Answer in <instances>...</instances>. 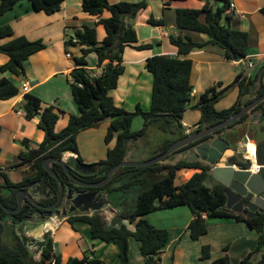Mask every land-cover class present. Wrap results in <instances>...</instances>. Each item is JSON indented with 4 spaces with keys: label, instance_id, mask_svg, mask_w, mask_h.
Returning <instances> with one entry per match:
<instances>
[{
    "label": "trees",
    "instance_id": "trees-1",
    "mask_svg": "<svg viewBox=\"0 0 264 264\" xmlns=\"http://www.w3.org/2000/svg\"><path fill=\"white\" fill-rule=\"evenodd\" d=\"M22 0H2L0 15H3ZM33 9L52 14L63 8L65 0H29ZM174 0H164L163 14L160 19L149 17L152 25L168 23L167 10ZM217 2V5L214 4ZM148 6V0L137 2L121 1L111 3L110 0H84L83 9L100 18V23L107 28V36L103 41L98 39L96 26L85 25L75 31L70 44H81L82 54L76 57L78 67L72 72V90L77 100L81 114H73L67 127L57 130V124L61 113L55 105H48L38 95L27 92L21 108L26 112L28 119H40L39 126L45 131V138L37 148L31 147L30 139L23 140L24 150L20 153L22 164H29L33 175H28L22 182H14L9 173L2 170L0 176H4L13 193L0 198V219L9 214L3 204L15 207L18 204L17 191L28 182L42 179L47 188L54 192L60 189L59 180L54 177L44 166L48 157L63 158L65 150H74L79 153L77 135L81 130L95 127L106 119H110V126L106 135L107 143L115 138L116 145L110 148L108 157L93 163L96 173L84 177L90 181H101L110 170L121 163L126 157V140L145 138V143L152 144L154 156L164 153L169 146L177 140L186 137L182 119L192 100L194 86L191 82L193 61L182 58L195 49L206 48L211 45L219 46L223 54L230 60L248 58V33L234 29L225 24V20L231 19L227 12L230 8V0H207L199 8L179 7L174 10V24L184 34L171 35V43L178 47L180 55H153L147 60V68L154 75L152 89L151 108L144 111L140 105L134 112L125 107L118 106L110 91L120 84L122 75L126 71L125 51L131 46L139 50L149 49L153 46L150 42H139L137 31L131 20L138 12ZM217 7V10L215 8ZM110 15L106 16L105 13ZM264 13V8H262ZM192 32L208 35L206 41L196 40ZM10 38L9 41L0 44V50L9 55V61L0 66V71H11L18 75L26 73L25 62L31 55L46 47L43 39L31 40L25 35L16 36L12 24L0 26V40ZM76 39V40H75ZM97 52L100 59L102 73L96 75L97 70L89 68L88 55ZM110 54V59L108 55ZM241 71L235 80L222 89L218 85L209 87L202 93L196 107L201 111L199 126L201 130L217 124L233 115L240 106L237 102L244 94L251 93L255 84L254 76L247 81ZM261 73V74H260ZM264 76V67L260 71ZM234 86L239 87V97L230 107L217 109L216 103ZM263 90V88L261 89ZM23 93V89L17 86L15 81L8 77L0 78V100L14 99ZM141 115L144 119L143 127L133 129L134 117ZM238 123L230 124L231 127ZM257 160L264 164V134L258 139ZM84 162V158L79 155ZM239 161L242 166H249V160ZM184 168H197L189 179L177 183L178 173ZM55 170L61 176L65 184H70V176L63 165L57 163ZM214 180L210 173V167L199 161L189 162L181 160L175 164L161 161L150 166L122 167L113 176L111 182L103 186L101 190L131 192L134 187L140 186L134 208L126 204L122 208V217L125 221L119 226L108 224L100 211L90 213H77L71 215L70 222L84 221L92 226L94 239H103L108 242H116L120 246V256L125 264H132L129 247L130 238L134 237L141 243V253L145 264H157L161 258V251L169 240V231L153 225L144 216L156 210L189 206L195 213L190 221L188 229L193 239H198L208 232L209 218H235L245 221L258 232V245L239 263H233L227 254L214 259L211 264H264V213L248 217L244 213H237L226 208V187L215 182L212 186L206 183L207 179ZM2 186V183L0 182ZM124 200L126 195L119 197ZM204 214L206 217H204ZM0 220V264H108L103 261L95 250H90L84 257H71L67 262L62 255L54 254V239L51 237L42 251L40 259H37L24 243L19 241L14 246L8 245L3 238V223ZM128 221V224L126 223ZM134 224V229L130 228ZM227 247H225V250ZM211 246L202 247V257H211Z\"/></svg>",
    "mask_w": 264,
    "mask_h": 264
},
{
    "label": "crops",
    "instance_id": "crops-1",
    "mask_svg": "<svg viewBox=\"0 0 264 264\" xmlns=\"http://www.w3.org/2000/svg\"><path fill=\"white\" fill-rule=\"evenodd\" d=\"M0 0V5H1ZM121 1L137 2L140 0H110L111 3ZM207 0H174L167 10L168 23L152 25L149 17L160 19L164 16V0H148V6L138 12L131 22L137 31L139 42H150L149 49L139 50L127 47L125 51L126 71L122 75L117 88L110 91L118 106L129 111H135L140 105L144 110L151 108L154 75L147 68V60L153 55H180L178 47L171 43V35L184 34L174 24L175 8H199ZM84 0H65L63 8L55 13L33 9L29 0H22L14 9L0 15V26L12 24L15 35H25L31 40L43 39L46 47L31 55L25 62L26 73L18 75L11 71H0V78L8 77L23 89V93L14 99L0 100V166L8 172L14 182L23 179L18 168L21 163L20 153L24 150L23 140L30 139L31 147L37 148L45 138V131L39 126L40 119H28L26 112L21 108L27 92L41 97L48 105H55L61 113L57 130L61 131L68 126L73 114H81L80 106L72 90L73 70L78 67L76 57L82 54L81 44H70L75 31L85 25L96 26L98 39L103 41L108 32L100 18L87 13L83 9ZM235 4L234 9H228L231 15L230 26L248 33V58L255 61L252 76L257 75L264 67V0H230ZM106 16L110 13L106 12ZM196 40L206 41L208 35L192 32ZM10 38L0 40V44ZM76 40V39H75ZM71 52L73 58L67 53ZM182 58L193 61L191 82L194 86L192 100L184 113L182 124L187 131L194 130L199 124L201 111L196 107L203 92L209 87L218 85V89L231 84L236 76L246 68L239 60H230L225 57L222 49L217 45L195 49ZM89 68L101 71L99 55L92 52L87 57ZM9 61V55L0 50V66ZM28 82L29 91L23 86ZM229 93V94H228ZM228 95V96H227ZM239 97V87H232L226 95L216 103L217 109L232 106ZM143 118V117H142ZM144 121V119H143ZM144 124V122H143ZM110 122H108V129ZM143 127V126H142ZM107 129L102 132V138L97 142L98 148L92 151L95 156L85 159L86 163H96L106 159L110 148L116 145L115 138L109 146L104 142ZM82 153H78L77 156ZM27 165V163H26ZM29 165V164H28ZM197 168H184L179 171L182 177L180 184L189 179ZM12 175L15 177L13 178ZM244 213V212H243ZM245 216L246 213H244ZM205 216V215H204ZM153 225L166 228L169 231V240L161 251V258L157 264H211L224 254L230 257L233 263H239L258 245V232L245 221L235 218H209L208 232L198 239H193L188 229L195 213L189 206H179L156 210L144 216ZM53 229L54 254L62 255L67 262L71 257H84L90 250L108 264H125L120 256V246L116 242L103 239H94L92 226L84 221L74 224L68 218L57 219L50 223ZM134 229V224H130ZM129 254L132 264H145L141 253V243L136 238H130ZM210 245V258L202 257V247ZM225 247L227 249L225 250ZM42 253L36 258L41 257Z\"/></svg>",
    "mask_w": 264,
    "mask_h": 264
},
{
    "label": "water",
    "instance_id": "water-1",
    "mask_svg": "<svg viewBox=\"0 0 264 264\" xmlns=\"http://www.w3.org/2000/svg\"><path fill=\"white\" fill-rule=\"evenodd\" d=\"M214 4L217 5V2H214ZM215 10H217V7ZM225 24L230 25V21L226 19ZM108 59H110V54L108 55ZM247 98H252V96L244 94L242 96L243 108L226 120L188 134L186 137L172 143L164 153L153 156L150 159L139 158L140 154L145 153V138L137 140L132 137L128 138L126 140L125 159L114 166L106 178L98 182H88L75 173L92 175L97 171L94 168V164L81 161L79 156H77L78 152L74 150H65L63 158H54L52 156L46 158L44 161L45 168L60 183L59 200L61 201L66 194L63 206L64 211L58 209L55 216L48 220L49 222L37 219L35 213L27 215L24 218L15 215L18 234L22 237L32 254L38 256L42 253L50 237L53 235L50 223H53L57 219L69 218L71 215L77 213L93 214L100 211L108 224H112L113 226L121 225L125 221L121 211L128 204L125 201L126 198L122 200L115 197L113 194L118 191L112 192L98 188L108 185L115 173L122 167L150 166L161 161L172 164L181 160L189 162L199 161L204 165H208L214 180L226 187L227 209L237 213L244 212L248 217H255L264 213V164L257 163L255 160H249L251 162L249 166H242L240 162H232L230 156L234 150H226L229 142L223 136L228 131L227 128L230 124L250 111L254 105L264 99V96H261L252 104L244 106ZM257 117H261L263 120L264 111L254 113L252 121L256 122ZM220 129H222V132L218 134L217 132ZM55 163H60L66 168L77 186L91 187L93 189L80 190L71 185L66 189L65 183L54 168ZM91 168H94V170H89ZM39 184L41 185L40 191H33V195L28 193L30 196L35 198L40 197L48 189L43 180L39 181ZM50 192V195L54 193L52 190ZM18 200L19 207L17 209H9L10 212L17 213L21 210L24 203V197L21 192L18 194ZM27 210L25 209L23 213L27 212Z\"/></svg>",
    "mask_w": 264,
    "mask_h": 264
},
{
    "label": "flooded vegetation",
    "instance_id": "flooded-vegetation-1",
    "mask_svg": "<svg viewBox=\"0 0 264 264\" xmlns=\"http://www.w3.org/2000/svg\"><path fill=\"white\" fill-rule=\"evenodd\" d=\"M259 73H260V71L257 73V75L254 76L256 81H255V84L251 88V93H249V95L252 96V98H247L245 100L244 106H248V105L252 104L254 101H256L257 99H259L261 96H264V76H261L260 75L261 73L260 74ZM262 88H263V90H261ZM237 105L240 106V108L236 112L240 111L243 108L242 97L240 98V101L237 102ZM260 111H264V99L262 101H260L258 104L254 105L250 109V111L245 113L240 119L236 120V121H238V123L235 126L231 127L229 125L227 128L228 131L223 134V136L229 142V146L227 147L226 150H228V149L234 150V152L230 156V160L232 162H239V161L233 160V158H235V157H237L240 160H244V161L250 160V159H247L246 156L248 154H250L249 153V145L253 143L256 146V150H255V154H254L255 155V161L257 163H259L257 160L258 141H259L258 139H259V137H262V135L264 134V119L262 120L261 117H257L255 120L256 122H253L252 118L254 116V113L260 112ZM198 126H196L194 128V130H190L189 132L188 131L187 132L190 134V133L196 131ZM221 132H222V129H220L217 133L219 134ZM54 158H59V157L54 156ZM56 164L57 163H55V165ZM55 165H54V168H55ZM89 170H94V168H91ZM32 172L33 173L30 175H33L35 173L34 171H32ZM75 173L83 179L86 176H90V175H82V174H79L78 172H75ZM68 174H69V172H68ZM69 176H70V184H65L66 189L70 185L77 188V189H80V190L93 189L91 187L77 186L74 182V179L71 177L70 174H69ZM41 180L42 179L33 180V181L25 184V186L18 189L17 197H18L19 192H21V194L24 197V203H23V206L19 212L12 213L9 211V209H17L19 207V200H18L17 206H15V207H8L7 205H5L3 203V201H1L4 208L9 212L8 215H6L2 219H0V220H2L1 222L3 223V228H4L3 229V238L5 240H8L7 242H10L11 246H14L15 243L23 240L22 237L17 232L16 220L14 218L15 215L21 216L22 218H24L27 215H32L35 213V215L37 216V219L43 220V221H48L50 218L55 216L58 209H61L62 211H64L63 206H64L66 194L64 195L63 199L60 201L59 200L60 199V189L51 195H50L51 189H47L44 192V194H41L42 196L36 197V198L32 197L28 194V193L32 194L33 191H40L41 185L39 184V181H41ZM84 180H86L88 182H95V181H90L87 179H84ZM22 181H24V179L19 181V182H22ZM0 182L2 183V186L0 185V198L2 195L9 196L10 194L13 193V188L11 186H9V184L7 183V180L5 179L4 176H0ZM25 209H28V210H27V212L23 213V211ZM21 213H23V214L21 215Z\"/></svg>",
    "mask_w": 264,
    "mask_h": 264
},
{
    "label": "rangeland",
    "instance_id": "rangeland-1",
    "mask_svg": "<svg viewBox=\"0 0 264 264\" xmlns=\"http://www.w3.org/2000/svg\"><path fill=\"white\" fill-rule=\"evenodd\" d=\"M229 94V93H228ZM228 96V95H227ZM142 108V107H141ZM144 110V108H142ZM128 110V109H127ZM150 108L148 110H144V111H149ZM134 112V111H131ZM108 122H110V119H106L105 121L101 122L99 125L95 126V127H91V128H87L84 130H81L78 135H77V141H78V145H79V153H82V157L85 159H92L95 156L92 155V151L98 148L97 146V142L102 138L103 134L102 132L104 130L108 129ZM143 118L141 115H136L134 117V123H133V129L134 130H139L142 128L143 126ZM108 133V132H107ZM107 134H105L106 136ZM103 139V138H102ZM113 141V140H112ZM111 141V142H112ZM104 142L106 144H110L107 143L106 141V137H104ZM145 143V141H144ZM111 146V144L109 145ZM103 148V145H101L98 150H101ZM154 147L153 145L147 143L146 144V148H145V153L144 154H140L139 158L141 159H150L154 156ZM19 172L22 174L23 179H25L28 175L32 174V170L30 165H24V166H20L18 168ZM12 177L14 178L15 176L12 175ZM22 179V180H23ZM182 177H178L177 179V183H179L181 181ZM216 181L212 180V178L207 179L206 183L210 186H212ZM141 190L140 186H136L134 187V189L131 192H126L123 190H120L118 192H115L113 195L117 198L126 195V199L125 201H127V203L129 204L130 208H134L136 205V201H137V195L139 193V191ZM120 199V198H119ZM70 222V221H69ZM71 224H74L72 222H70ZM126 223L128 224V221H126ZM8 241V240H5ZM8 245H10V242H8ZM37 259H40V257H38Z\"/></svg>",
    "mask_w": 264,
    "mask_h": 264
},
{
    "label": "built area",
    "instance_id": "built-area-1",
    "mask_svg": "<svg viewBox=\"0 0 264 264\" xmlns=\"http://www.w3.org/2000/svg\"><path fill=\"white\" fill-rule=\"evenodd\" d=\"M234 8H235V4H234V3H230V9H234ZM67 56H68L69 58H73V57H74L73 54H72L71 52H68V53H67ZM239 61L242 62V65L246 68V70H244V71H245V72H244V75L241 77V79L245 78L246 81H247L250 77H252V70L255 68V61L252 60V59H250V58H247V59H241V60H239ZM101 73H102V70H101V71H97L95 74H96V75H99V74H101ZM23 88H24L25 91H29V89H30V84H29L28 82H26V83L24 84ZM189 131H190V130H189ZM189 131H188V132H189ZM254 146H255V144H254ZM254 148H255V150H256V146H255ZM246 158H247V159H250V160L253 161L252 156H251L250 154H248V155L246 156ZM204 215H205V214H204ZM204 217H206V215H205ZM51 264H56V263L53 262V263H51Z\"/></svg>",
    "mask_w": 264,
    "mask_h": 264
},
{
    "label": "bare ground",
    "instance_id": "bare-ground-1",
    "mask_svg": "<svg viewBox=\"0 0 264 264\" xmlns=\"http://www.w3.org/2000/svg\"><path fill=\"white\" fill-rule=\"evenodd\" d=\"M254 147L255 146L253 143L249 145V153L252 156L253 161L255 160V155H254L255 154V148Z\"/></svg>",
    "mask_w": 264,
    "mask_h": 264
}]
</instances>
